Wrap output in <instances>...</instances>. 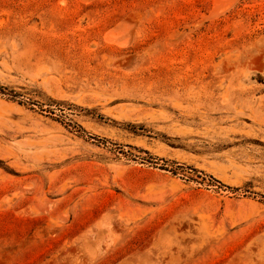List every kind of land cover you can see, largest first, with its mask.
<instances>
[{
	"label": "rangeland",
	"instance_id": "374dc122",
	"mask_svg": "<svg viewBox=\"0 0 264 264\" xmlns=\"http://www.w3.org/2000/svg\"><path fill=\"white\" fill-rule=\"evenodd\" d=\"M0 264H264V0H0Z\"/></svg>",
	"mask_w": 264,
	"mask_h": 264
},
{
	"label": "bare ground",
	"instance_id": "6f19581e",
	"mask_svg": "<svg viewBox=\"0 0 264 264\" xmlns=\"http://www.w3.org/2000/svg\"><path fill=\"white\" fill-rule=\"evenodd\" d=\"M215 7H216V6H215ZM111 36H112V35H110V36H107V37H108L109 39H113L114 37L112 38Z\"/></svg>",
	"mask_w": 264,
	"mask_h": 264
}]
</instances>
